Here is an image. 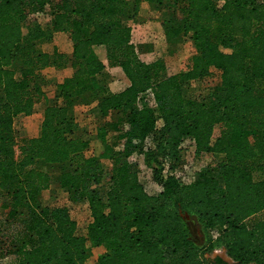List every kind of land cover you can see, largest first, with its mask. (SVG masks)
I'll return each mask as SVG.
<instances>
[{"label":"trees","instance_id":"1","mask_svg":"<svg viewBox=\"0 0 264 264\" xmlns=\"http://www.w3.org/2000/svg\"><path fill=\"white\" fill-rule=\"evenodd\" d=\"M143 1L160 12L171 46L192 38L196 53L185 70L165 75L160 61L141 59L129 24L142 0H0V259L93 264L92 250L102 248L97 264H264V0ZM46 8L47 29L31 20ZM59 33L74 40L70 55L37 50ZM70 67L58 103L45 102L39 136L19 137L17 117L44 103L43 71ZM107 67L121 68L129 86L111 92L101 84ZM213 70L220 73L216 100L186 96L184 86ZM146 94L153 106L141 105ZM93 102L102 120L98 147L87 156L90 140L76 135L71 110ZM188 139L197 155L222 160L187 184L174 172ZM134 154L153 167L160 194L147 192ZM46 165L62 168L70 201L88 202L87 235L67 207L41 204L53 184ZM187 217L218 235L199 246ZM217 250L232 262L212 257Z\"/></svg>","mask_w":264,"mask_h":264},{"label":"rangeland","instance_id":"2","mask_svg":"<svg viewBox=\"0 0 264 264\" xmlns=\"http://www.w3.org/2000/svg\"><path fill=\"white\" fill-rule=\"evenodd\" d=\"M149 6L151 4L145 1V16L156 18L159 17V11H149ZM159 12V13H158ZM31 20H36L43 28L47 29L50 21L51 15L49 8H46L44 12L37 13L31 16ZM159 20V19H156ZM154 33V42H148L152 44L154 48L148 50L151 57H147L149 61L158 59L165 69V75H174L178 72L185 70L189 66L190 57L196 53V47L191 37H187L183 42H180L174 46H171L167 42L165 30L160 24L157 28L151 29ZM74 40L69 38L67 34H54L50 39L41 40L37 43L36 48L43 52H53L58 49L67 54H71L73 51ZM151 58V59H150ZM156 62V61H154ZM152 63V62H151ZM59 70L48 68L43 71L44 82L42 83V88L46 94L44 103L42 107L36 108L34 115L29 117L26 115L18 116L15 122L16 131L19 137H37L41 133L42 120L44 116L45 102L48 103H58V84L64 79L63 74L61 75ZM70 71L73 73V69L70 67ZM20 77V75H18ZM62 80V81H61ZM98 80L101 84L107 86L111 92H121L129 86V80L125 76L122 69L117 68H107L106 72L98 76ZM61 81V82H60ZM220 73L216 70L210 74L205 80L195 83L193 82L189 86H184V92L186 96L196 98L197 100H203L206 102H211L216 100L220 95ZM60 102V101H59ZM141 105L153 106L154 100L151 94H146L141 99ZM72 115L75 121V133L78 136H82L87 140H90V148L86 152L87 156H92L95 149L98 147L96 141L97 129L100 121L102 120V115L98 106V102H93L90 105H75L72 107ZM220 129L217 128L215 131L216 136L219 135ZM110 139L114 142L117 140V134L111 133ZM153 145V138H149L145 147L148 148ZM193 142L191 140L185 141V153H184V164L189 167L187 174L190 175L197 174L206 166H216L217 163L221 162L222 157L219 155H197L193 147ZM131 162H135L138 165V170L140 172V178L143 182L148 193L152 195H158L162 192L161 184L156 180L153 167L151 165L145 164L144 157L141 154H134L130 157ZM43 165L38 164V167ZM53 177V184L50 190L43 192L41 197V204L43 206H48L50 208L54 207H67L70 211L72 218L78 224V231L82 235H87L88 225L92 220L91 211L89 204L86 201L83 202H73L69 199V193L66 189L61 186L60 174L62 168L57 165H46L45 166ZM186 172V171H185ZM4 196L0 193V229L3 227V213L1 209V202ZM31 213L29 210L25 211L24 218H29ZM187 220L191 226L192 238L199 246H206L208 243V238H215L218 235V231H209L206 233L203 226L196 221L194 218L187 217ZM16 226V225H15ZM19 229L17 225L14 228V232ZM102 252V248H95L91 252V262L97 264L98 257ZM220 255L225 257L227 254L224 250H217L212 257ZM14 258L11 256L3 257L0 259V264H12Z\"/></svg>","mask_w":264,"mask_h":264},{"label":"crops","instance_id":"3","mask_svg":"<svg viewBox=\"0 0 264 264\" xmlns=\"http://www.w3.org/2000/svg\"><path fill=\"white\" fill-rule=\"evenodd\" d=\"M155 10H156L155 8H153L152 6H149L148 12L152 14V11H155ZM159 18H160V13H159V17H156V18L150 17L149 15L145 16V1L142 0L136 21H131L129 24L132 27V42L138 48L141 59L147 63H151V62L158 60V59H155V60L149 61L147 57H151L150 55L154 54V53H148V50H151V48H154V46L152 44H149L148 42L149 41L152 43L154 42L152 39H154L155 36H154V33L151 31V29L157 28L160 24L162 25V23L159 20H156ZM59 34H62V33H59ZM117 69H120V68H117ZM58 72L61 75L63 74L62 79H65L66 77H69L72 75V71H70V68L59 70ZM42 104L43 103L38 104L36 108L38 106L41 108ZM33 115H30L29 117Z\"/></svg>","mask_w":264,"mask_h":264},{"label":"built area","instance_id":"4","mask_svg":"<svg viewBox=\"0 0 264 264\" xmlns=\"http://www.w3.org/2000/svg\"><path fill=\"white\" fill-rule=\"evenodd\" d=\"M188 140H191V139H188ZM186 141V140H185ZM185 141L183 142V144L181 145V149L183 151V153H185ZM193 142V147L195 149V153H196V146H195V142L193 140H191ZM189 167L186 166V165H182L180 168H178L174 174L181 179V181L183 183H192L193 181H195L196 179V175L193 174V175H190L189 172L187 174V171H188ZM186 171V172H185ZM165 173H168V170L165 171Z\"/></svg>","mask_w":264,"mask_h":264},{"label":"water","instance_id":"5","mask_svg":"<svg viewBox=\"0 0 264 264\" xmlns=\"http://www.w3.org/2000/svg\"><path fill=\"white\" fill-rule=\"evenodd\" d=\"M226 261H228V262H232V260L226 255L225 257H223Z\"/></svg>","mask_w":264,"mask_h":264}]
</instances>
